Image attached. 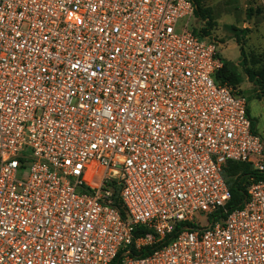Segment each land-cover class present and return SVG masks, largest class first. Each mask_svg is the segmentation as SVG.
Instances as JSON below:
<instances>
[{
    "label": "built area",
    "instance_id": "obj_1",
    "mask_svg": "<svg viewBox=\"0 0 264 264\" xmlns=\"http://www.w3.org/2000/svg\"><path fill=\"white\" fill-rule=\"evenodd\" d=\"M193 17L191 0H0V264H264V178L228 211L223 177L264 174V145Z\"/></svg>",
    "mask_w": 264,
    "mask_h": 264
},
{
    "label": "rangeland",
    "instance_id": "obj_2",
    "mask_svg": "<svg viewBox=\"0 0 264 264\" xmlns=\"http://www.w3.org/2000/svg\"><path fill=\"white\" fill-rule=\"evenodd\" d=\"M202 7L208 20L201 22L194 15L188 29L203 43L214 40L219 56L236 65L242 83L235 92L246 99L249 118L264 145V95L249 79V74L264 69V0H203ZM201 27L208 28L206 37Z\"/></svg>",
    "mask_w": 264,
    "mask_h": 264
},
{
    "label": "trees",
    "instance_id": "obj_3",
    "mask_svg": "<svg viewBox=\"0 0 264 264\" xmlns=\"http://www.w3.org/2000/svg\"><path fill=\"white\" fill-rule=\"evenodd\" d=\"M191 1L194 5L195 17H197L201 22L207 21L209 18L208 15L209 13L202 7L203 0H191ZM207 30H208L207 27L200 28L202 36L204 37L207 36L206 34ZM219 60L221 62V67L215 71L213 75L214 81L218 84H225L227 86H230L232 89L236 90L242 83L241 75L238 72L236 65L228 60L223 59L221 56H219ZM249 79L251 80L252 83H254V85H256L260 89V93L264 95V69L249 74ZM236 94L238 96H242L239 93ZM250 121L252 124L253 132L256 134L253 122L251 119ZM238 170H241L240 171L241 173H239ZM250 175L259 176V178H264V174L256 175L249 165L240 164V163H231V162H228L226 164V167L223 170V177L230 191V199L226 204V210L231 211L243 207L247 196L245 188H246V184L248 183V178ZM115 201H116V206L119 208V210H121L122 215H124L119 201L117 199ZM183 226L184 225H181L179 227H183ZM179 227H177L176 230L170 236L166 237L164 241H168L170 238L174 237L176 232L181 229ZM144 233L145 231L141 227H137L134 231V237L137 238ZM151 249L152 248L146 249L145 251H140L138 253V256L147 255V253Z\"/></svg>",
    "mask_w": 264,
    "mask_h": 264
},
{
    "label": "snow or ice",
    "instance_id": "obj_4",
    "mask_svg": "<svg viewBox=\"0 0 264 264\" xmlns=\"http://www.w3.org/2000/svg\"><path fill=\"white\" fill-rule=\"evenodd\" d=\"M77 167H80L79 165H77Z\"/></svg>",
    "mask_w": 264,
    "mask_h": 264
}]
</instances>
